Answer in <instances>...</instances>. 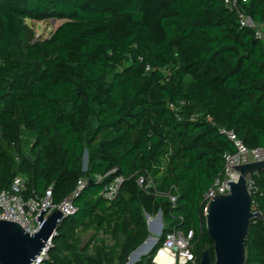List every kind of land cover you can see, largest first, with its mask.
Instances as JSON below:
<instances>
[{
	"label": "trees",
	"instance_id": "1",
	"mask_svg": "<svg viewBox=\"0 0 264 264\" xmlns=\"http://www.w3.org/2000/svg\"><path fill=\"white\" fill-rule=\"evenodd\" d=\"M243 8L264 29V0ZM50 21L53 34L38 36L35 23ZM220 127L264 147V46L224 0H0V192L21 175L26 197L52 188L59 204L88 180L50 264H127L159 213L162 235L137 264H155L173 231L194 233L198 263L207 245L215 259L204 196L235 152ZM119 176L110 203L101 192ZM249 189L264 215V173ZM91 228L119 249L81 248ZM247 256L264 264V221L250 225Z\"/></svg>",
	"mask_w": 264,
	"mask_h": 264
},
{
	"label": "built area",
	"instance_id": "2",
	"mask_svg": "<svg viewBox=\"0 0 264 264\" xmlns=\"http://www.w3.org/2000/svg\"><path fill=\"white\" fill-rule=\"evenodd\" d=\"M247 2L248 0H224V5L231 13H234L238 17L241 27L251 29L256 38L260 40L264 46V29L245 12L243 5ZM171 109L174 111L177 110L173 105L171 106ZM196 119V116L191 117L192 122L196 121ZM213 125L215 126L214 123ZM218 131L220 134L224 135L229 142H231L235 148V152L225 153L224 175L217 178L206 192L204 197L207 204L211 201L214 194L220 195L228 194L230 192V187L227 183L230 180L237 182L239 178L235 168H233L234 166L264 161V147L255 149L249 148L237 136L234 130H227L220 127L218 128ZM98 181H101V178H98ZM125 181L126 179L123 176L116 177L104 187L101 192V197L110 203L115 202L121 193ZM137 183L144 191H154L157 186L155 179L148 175L139 176L137 178ZM248 184L249 186L251 185V180ZM87 186L88 180L86 178L80 179L73 194L58 204L54 202L52 188H50L43 197H26L24 195L26 190V178L18 175L14 178L10 189L0 192V220L18 223L25 232L33 235L40 230L38 216L44 209H46L44 212L45 219L56 210L62 213L63 218H69L76 215L78 209L74 204L75 200L80 197ZM169 197L170 201L175 204L177 198L174 196ZM252 206L253 210L257 211V204L253 202ZM155 220V217L146 215V221L150 231L154 230ZM56 234L57 232L54 233V237ZM193 239V232L186 235L181 231H173L167 235L164 246L161 250L167 251L174 257V264H199L192 245ZM52 246L53 240L50 239L45 249L32 261V264H50L49 252ZM142 256L139 257V261H135L133 264L140 262Z\"/></svg>",
	"mask_w": 264,
	"mask_h": 264
},
{
	"label": "water",
	"instance_id": "3",
	"mask_svg": "<svg viewBox=\"0 0 264 264\" xmlns=\"http://www.w3.org/2000/svg\"><path fill=\"white\" fill-rule=\"evenodd\" d=\"M88 154L84 156V170H87ZM239 175L237 182L230 180L228 194H220L212 197L206 206V227L213 241L215 259L212 257V248L207 245L202 252L199 264H246L247 263V238L250 225L254 220L264 221V215L260 211L253 210L252 195L249 189V181L252 176L264 173V161L252 162L240 166H234ZM46 209L38 216L40 230L31 235L13 221L0 220V264H32V261L45 249L48 241L54 239V233L58 231L64 219L60 211H54L45 219ZM162 229V214H158ZM158 235L162 234V230ZM148 230H150L148 228ZM146 242L134 251L128 258L127 264L139 261L142 255L147 256L155 245L144 252Z\"/></svg>",
	"mask_w": 264,
	"mask_h": 264
},
{
	"label": "rangeland",
	"instance_id": "4",
	"mask_svg": "<svg viewBox=\"0 0 264 264\" xmlns=\"http://www.w3.org/2000/svg\"><path fill=\"white\" fill-rule=\"evenodd\" d=\"M58 26L59 23L57 21H50L47 23H35L37 35L44 37H50ZM157 217L158 216L155 217L156 220L154 222V230H149V237H151V239H158L159 241L162 234L158 235V231L161 229V222ZM162 224L163 226L161 230L163 231V220ZM79 236L81 239L80 247L85 248L88 246L90 253H93L95 248L101 245H105L109 249V251L115 248L119 249V244H116L115 240H113L110 235H107L102 231H98L96 228H91L86 232L80 231ZM145 257L146 256L143 255L141 258Z\"/></svg>",
	"mask_w": 264,
	"mask_h": 264
},
{
	"label": "bare ground",
	"instance_id": "5",
	"mask_svg": "<svg viewBox=\"0 0 264 264\" xmlns=\"http://www.w3.org/2000/svg\"><path fill=\"white\" fill-rule=\"evenodd\" d=\"M154 243L155 239H150V241L141 249L146 253L153 246ZM174 262V257L165 250H161L155 259V263L157 264H174Z\"/></svg>",
	"mask_w": 264,
	"mask_h": 264
}]
</instances>
